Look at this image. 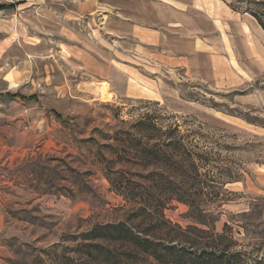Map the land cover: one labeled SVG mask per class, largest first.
I'll use <instances>...</instances> for the list:
<instances>
[{
	"label": "rangeland",
	"instance_id": "374dc122",
	"mask_svg": "<svg viewBox=\"0 0 264 264\" xmlns=\"http://www.w3.org/2000/svg\"><path fill=\"white\" fill-rule=\"evenodd\" d=\"M60 3L0 0L12 5L0 11V95H17L0 97V264H95L87 250H105V240L85 235L131 208L107 179L111 152L150 119L188 133L215 175H239L225 185L215 176L205 211L217 219L214 233L230 227L245 264H264V74L227 83L188 75L150 58L153 46L109 36L105 0L82 15ZM107 57L126 73L125 95L123 78L105 75ZM188 212L174 199L163 209L182 228L193 223Z\"/></svg>",
	"mask_w": 264,
	"mask_h": 264
},
{
	"label": "trees",
	"instance_id": "16d2710c",
	"mask_svg": "<svg viewBox=\"0 0 264 264\" xmlns=\"http://www.w3.org/2000/svg\"><path fill=\"white\" fill-rule=\"evenodd\" d=\"M235 3L246 8L228 4L231 10L249 14L264 31V0ZM10 7L0 4V11ZM20 98L36 100L35 96ZM125 137L126 145L111 152L115 160L109 161L107 179L111 190L130 204V215L97 225L85 235L88 240H105V250L99 244L87 250L95 264H139L149 258L155 264H245V254L234 249L230 227L224 224L220 233H214L217 219L206 213L203 200L214 192L215 176L221 180L218 184L225 185L238 181L239 175L227 177L231 171L224 167L215 175L209 156L196 151L186 140L188 133L178 125L165 128L153 119L148 124L140 121ZM119 162L131 163L140 171L114 170L113 165ZM173 199L189 207L191 225L182 228L165 219L163 209Z\"/></svg>",
	"mask_w": 264,
	"mask_h": 264
},
{
	"label": "crops",
	"instance_id": "0c3cea01",
	"mask_svg": "<svg viewBox=\"0 0 264 264\" xmlns=\"http://www.w3.org/2000/svg\"><path fill=\"white\" fill-rule=\"evenodd\" d=\"M56 1L73 15L93 13L98 7V0ZM244 15L220 0H105L109 36L153 46L156 54L150 58L216 83H227L231 74H264V31L252 16ZM118 54L125 57L124 52ZM115 72L123 78L125 95L126 73L105 58V75Z\"/></svg>",
	"mask_w": 264,
	"mask_h": 264
}]
</instances>
